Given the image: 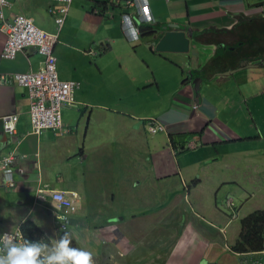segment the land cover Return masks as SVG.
<instances>
[{
	"label": "crops",
	"instance_id": "obj_1",
	"mask_svg": "<svg viewBox=\"0 0 264 264\" xmlns=\"http://www.w3.org/2000/svg\"><path fill=\"white\" fill-rule=\"evenodd\" d=\"M147 1L156 19L151 28L179 25L197 37L200 50L190 56L151 52V30L130 40L122 16L136 9L124 0H73L60 31L49 1L22 0L5 10L8 22L24 15L59 35V76L81 87L75 104L63 109L61 132L32 134L28 90L4 84L1 76L37 72L43 56L30 49L2 59L6 36L0 30V161L12 151L18 158L15 186L5 184L0 170V236H15L30 220L47 239L59 240L55 217L61 209L51 193L61 191L76 207L68 235L85 236L87 249H80L92 253L93 264H132L128 258L140 248L133 237L145 231L136 223L147 216L140 208L153 203L166 218L174 215L175 226L187 225L168 264H264V251L233 255L224 248L238 240L241 219L264 210V0ZM188 72L202 78L199 90L184 82ZM12 115L18 121L10 138L3 119ZM149 119L167 133L151 135ZM191 141L199 147H173ZM95 173L102 176L99 187ZM116 184L119 197L111 190ZM229 198L237 206L234 220L224 207ZM126 204L127 215L120 214ZM117 218L135 225L109 233L104 244L100 231L115 229Z\"/></svg>",
	"mask_w": 264,
	"mask_h": 264
},
{
	"label": "built area",
	"instance_id": "obj_2",
	"mask_svg": "<svg viewBox=\"0 0 264 264\" xmlns=\"http://www.w3.org/2000/svg\"><path fill=\"white\" fill-rule=\"evenodd\" d=\"M22 0H0V30L5 34L6 40L1 53V58L14 60L25 50L33 49L43 56L42 67L39 71L13 73L2 75L4 84H17L28 90L30 100V117L32 134L42 135L46 131L61 132L63 128V109L65 106L75 104V92L80 89L81 82L62 80L58 71V58L55 55V47L59 43L58 34H50L40 29L32 19L24 16H16L12 22H8L5 10L11 8L16 2ZM51 3L48 7L49 14L54 18L60 31L65 23L73 0H46ZM121 0H112L119 2ZM128 9H137V16L142 23L154 24L156 22L147 0H124ZM133 15L124 13L122 24L124 31L132 41L139 40V28L135 25ZM194 108H198L194 106ZM18 115H12L3 119L6 133L10 138L16 133ZM151 134L166 132V126L155 119L147 124ZM17 162V157L12 152L0 162V168L4 172L5 183L14 185L12 167ZM43 192V191H41ZM53 201L59 208L65 210L62 219L68 217V212L73 210L72 201L64 192L53 191ZM65 228V226H62ZM17 241L22 236L16 234Z\"/></svg>",
	"mask_w": 264,
	"mask_h": 264
},
{
	"label": "clouds",
	"instance_id": "obj_3",
	"mask_svg": "<svg viewBox=\"0 0 264 264\" xmlns=\"http://www.w3.org/2000/svg\"><path fill=\"white\" fill-rule=\"evenodd\" d=\"M133 9H136V8H133ZM129 14L133 15L132 17H133V20L135 22V25L139 28V39L141 38V35H142L141 30H140V24L151 25V26L156 24V22L154 24H146V23L140 22V20L137 16V9H136L135 13L131 12ZM122 26H123V24H122ZM194 106L198 107L197 104H194ZM162 133H167V127H166V132H162ZM157 134H159V133H157ZM151 135H153V134H151ZM36 136H38V135H36ZM173 147L177 151L181 148H182V150H185V149L193 150V149H196L197 147H199V144L197 141L196 142L191 141L186 146H183V147L179 146L180 148H177L174 145ZM12 152L17 157V153H15L14 151H12ZM12 152H10V153H12ZM10 153L8 155H10ZM2 159H1V161H2ZM17 161H18V158H17ZM16 163L17 162H15V164ZM0 170H1V168H0ZM11 170H12V174H13V167ZM13 178H14V174H13ZM4 180H5V176H4ZM15 184H16V182L14 179V185L13 186H15ZM180 185H181V187L183 186V188L185 190V198H186L185 201L188 203L187 198H188V192H189V185L184 179H182V182L180 181ZM13 186H9V187H13ZM41 191H43V190H41ZM41 194H43V192H41ZM153 205L154 206H153V210H152L151 214L162 210L161 208H159L160 207L159 203H156V204L153 203ZM72 206L74 207V209L70 210L68 212V217L66 219L61 218L62 215L65 214V210L62 208H59L57 206L59 209H61L60 213H57L56 217H55V220L57 219V224H58L57 230L60 233H63V235L61 236V238L59 240H51L50 241L51 243H48V244H45L42 240L38 243H33L29 240L24 239L22 232H21V230H19V228L17 229V233H19L22 236V240L19 242L17 241V238H16L17 233H15V236L12 235V233H5L4 235L0 236V264H93L92 253L89 251L83 250V249H87L86 245L76 247L74 245V239H76V238H70L68 235V233H69L68 225H70V215H73L76 212V207H75V204L73 202H72ZM224 207L226 208L225 210L228 213V217L230 220H234L238 217L237 206H236L233 198H229L226 201V204L224 205ZM148 214H149V212H147V215ZM120 220H122V219L117 218V219H115V222H119ZM182 222H185V221H182ZM202 222L197 221V223H199L198 225L200 227H205L203 224L205 222H203V223ZM190 223L193 225L195 224V222L194 223L190 222ZM62 226H65V228H63ZM179 227L180 228L181 227L187 228V225H182ZM216 228L219 232L224 234L223 229H221L219 227H216ZM103 229L104 230L100 231V233H101L100 239L104 244H108L107 242H109L111 239L110 236H108V234L112 233L114 235L115 234L114 231L117 230L118 228L117 227H115V229L112 228L110 231H108L106 229V227H103ZM116 238H117L116 236L113 237V239H116ZM238 240H239V238H238ZM233 246H234V244L231 246L228 244H225L224 248L226 249V251L228 253L233 254V255H246V254H238V253L233 252L232 251ZM80 248H83V249H80ZM258 253H260V252H258ZM250 254H256V253H250ZM251 263L252 264H263L259 260H252ZM205 264H214V263H205Z\"/></svg>",
	"mask_w": 264,
	"mask_h": 264
},
{
	"label": "rangeland",
	"instance_id": "obj_4",
	"mask_svg": "<svg viewBox=\"0 0 264 264\" xmlns=\"http://www.w3.org/2000/svg\"><path fill=\"white\" fill-rule=\"evenodd\" d=\"M149 93H151V92H149ZM152 102L153 101L150 100V105ZM150 120L151 119H149L148 121H150ZM155 120H157V119H155ZM102 126H104V125H102ZM116 128H118V127L116 126ZM115 129H112V130L114 131ZM116 131H120V129H116ZM113 175H114V173H111L109 176L111 178H113ZM95 176H96V186L99 187L100 186L99 185V183H100L99 179L102 176L97 174V173H95ZM116 176L118 179H121L122 178V171L117 172ZM111 190L117 192V196L119 197L120 191L117 187V184L112 185ZM164 198H166V196ZM94 202H95V198H94ZM165 204H166V202H165ZM94 206H96V204H92V205L87 206L85 208V211L89 212L90 209ZM153 206H154L153 204H148V205L143 206V208H140V210L142 209L143 212H149V214L147 216L143 217L142 219H138L136 221V223L140 224L143 228H145V231L143 234H142V230H140L139 232H136L137 233L136 237H133L134 239L132 238L133 241H137L138 245H140V248H139V250H137L135 255L128 258V259H130L132 264H168L167 261L169 260L168 257L171 253V250H173L174 247L177 245L176 241L180 240V239H178L179 235L183 234L186 230V228H184V227L180 228L179 226H175L173 224L174 222H176L174 220V215H169L166 218V216H164V213L162 210L151 214V212L153 210ZM134 208H136L135 205H133V209ZM159 208H162V206L160 205ZM137 209H135V210H137ZM128 211H129V207H128V204H126L125 208H124V212L120 213V214L127 215ZM97 213L100 214L99 212H97ZM103 213L105 214V212H103ZM111 213H112V210L109 209L108 215ZM112 214H114V213H112ZM131 214H132V212H131ZM133 225H135V223L133 221H128L126 223H122V222L116 223V227L118 229L129 228L130 226L133 227ZM107 226H109V225H105V227L107 229H110ZM111 229H112V227H111ZM204 236H207V233L204 234ZM80 238L81 239H77V238L74 239V245L76 247L82 246L86 241L85 236L81 235ZM144 249H148V250L144 251ZM142 251L144 252L143 254H142ZM128 259H127V261H128Z\"/></svg>",
	"mask_w": 264,
	"mask_h": 264
},
{
	"label": "trees",
	"instance_id": "obj_5",
	"mask_svg": "<svg viewBox=\"0 0 264 264\" xmlns=\"http://www.w3.org/2000/svg\"><path fill=\"white\" fill-rule=\"evenodd\" d=\"M151 27V25L140 24L141 34L152 30ZM197 73L198 75L201 74L200 72ZM179 146V144H175V147L180 148ZM21 232L24 239L33 243H38L41 240L45 244L50 243V240L40 233L39 226L30 220L22 224ZM232 251L238 254L264 251V210L255 211L241 220V234Z\"/></svg>",
	"mask_w": 264,
	"mask_h": 264
},
{
	"label": "water",
	"instance_id": "obj_6",
	"mask_svg": "<svg viewBox=\"0 0 264 264\" xmlns=\"http://www.w3.org/2000/svg\"><path fill=\"white\" fill-rule=\"evenodd\" d=\"M146 37L151 52L190 56L193 50H200L198 39L187 29L175 24L153 28ZM202 81L201 77H194L193 72H188L184 78V82L191 83L194 90H199Z\"/></svg>",
	"mask_w": 264,
	"mask_h": 264
}]
</instances>
